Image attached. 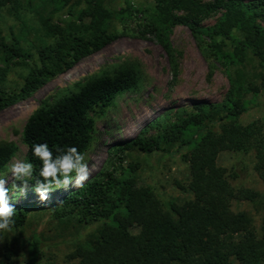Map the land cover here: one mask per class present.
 Instances as JSON below:
<instances>
[{
  "label": "trees",
  "instance_id": "1",
  "mask_svg": "<svg viewBox=\"0 0 264 264\" xmlns=\"http://www.w3.org/2000/svg\"><path fill=\"white\" fill-rule=\"evenodd\" d=\"M36 10L44 33L52 35L51 43L38 50L39 65L30 69L17 92L0 90V109L22 96L36 90L47 78L71 68L80 59L98 51L117 38L110 30L113 12L102 0H77L83 3L75 11H67L68 21L63 27L52 24L43 15L47 2ZM50 1V0H49ZM68 4L69 0H52ZM155 15L144 25L143 33H153L161 48L172 60L163 24L186 26L196 44L201 47L203 37L208 38L213 59L224 56L225 64H237L229 77V90L219 104L197 103L194 111L184 116L177 113L175 121L167 124L159 118L148 122L137 134L126 141L116 143L111 150L121 153L136 148L142 152L165 151V145L177 141L188 150L183 159L188 164L189 181L186 186L191 198L181 203L171 202L164 208L148 186H138L133 169L120 176L100 168L82 187L75 188L57 201L25 200L13 204L15 214L10 228L21 226L29 210L66 208L64 213L76 214L78 221L99 220L96 237L89 246L76 245L65 257L63 264H264V200L259 236L251 227L247 212L232 211V199L253 201L257 193L247 187L234 188L223 167L215 163L221 151H252L253 169L264 186V137L257 121L239 124L234 119L246 110L241 95L244 91L256 93L258 86L248 79L246 63L254 60L264 68V0H154ZM2 3V1H0ZM69 6V5H67ZM223 11L211 26H198L196 21L217 9ZM177 11L181 14H175ZM125 9L119 8L117 13ZM225 39L231 45L222 52L215 38ZM217 42V43H216ZM24 51L17 43L0 38V57L5 67L12 58H24ZM215 57V58H214ZM216 60V59H215ZM245 61V63H244ZM4 68H0V78ZM253 77L264 79V75ZM139 71L136 63L123 61L75 83L74 88L53 102H43L26 119L22 128V141L26 146L25 162L33 165L29 183L38 179L41 161L33 155V145L47 143L53 156L57 148L74 146L83 152L92 139L93 118L105 113L114 97L136 86ZM185 112V110H183ZM217 124V130L211 125ZM155 127V135L145 136L147 127ZM190 129H193L190 131ZM15 151L11 142L0 141V169ZM167 152V151H165ZM138 231L131 233L129 227ZM25 264H52L41 261V240L32 234L24 240ZM9 251L4 259L9 261ZM8 264V262H0Z\"/></svg>",
  "mask_w": 264,
  "mask_h": 264
},
{
  "label": "rangeland",
  "instance_id": "2",
  "mask_svg": "<svg viewBox=\"0 0 264 264\" xmlns=\"http://www.w3.org/2000/svg\"><path fill=\"white\" fill-rule=\"evenodd\" d=\"M0 1V38L8 43H17L27 52L24 58H12L6 67L0 57V68H4L0 90L12 93L19 90L30 69L39 65L38 48L51 43L54 38L44 33L37 18L36 10L46 0ZM46 3L43 15L60 27L70 19L67 11H75L83 6L77 0H69L64 5L57 4V8H54L52 0ZM102 3L113 12L108 29L116 31L117 38L80 59L68 70L50 76L30 94L0 109V141L11 142L15 146L13 155L0 169V176L8 180L6 187L9 188L12 204L25 200L40 201L30 183L23 193L13 190L12 177L8 172V166L14 161L25 162L26 146L21 133L28 116L43 102L50 103L67 94L76 82L123 61L136 63L138 82L134 88L117 94L103 115L92 116V139L82 152L88 164L89 177L100 168L111 170L114 175L120 176L122 171L126 174L128 165H131L133 169L128 174L133 175L136 185L150 187L164 208L171 202L181 203L191 198L189 190L178 187V184L186 186L189 181L188 164L183 159V154L188 150L185 145H179L177 141L170 142L164 146L167 152L146 153L131 148L118 154L111 150V155H108V151L116 143L133 137L154 119L159 118L162 123L169 124L175 121L177 113L184 116L186 112L194 111L193 106L197 103H221L230 89L229 77L233 76V70L238 65L225 64L226 60L221 53L218 58L214 57L216 60L213 59L212 49L209 50L207 46L210 41L208 38L203 37L202 46L199 47L186 26L165 22L163 31L172 48L170 60L154 34L142 31L144 25L156 14L154 0H102ZM120 7L125 12L117 13ZM222 11L219 8L200 17L196 25L206 27L215 24ZM181 13L177 11L175 14ZM258 21L264 26L262 20ZM215 41L222 52L230 50L228 40L216 37ZM245 69L250 71L248 79L258 86V90L256 93L243 92L241 99L246 110L234 121L239 124L257 121L264 137V79L252 76L258 71L264 75V68L257 66L254 60H249ZM211 128L217 130V124L211 125ZM157 131L155 127L149 126L145 136L155 135ZM215 163L224 168L227 180L234 188L247 187L257 193L253 201L232 199L230 209L234 212H247L251 217V227L259 236L264 186L253 169V152L224 150L217 154ZM16 183L18 186L21 184L19 181ZM73 189L75 187L72 185L67 188L53 187L47 201H57ZM66 209L67 207L56 206L54 210H29L21 226L0 230V262L25 264L24 240L29 239L32 234H37L41 240L40 260L52 264H63L66 255L76 245L89 246L97 235L96 230L102 219L78 221L76 214L64 213ZM128 229L131 233L138 231L136 226ZM6 251L10 252L9 261L3 258ZM232 261L237 264L235 260Z\"/></svg>",
  "mask_w": 264,
  "mask_h": 264
},
{
  "label": "clouds",
  "instance_id": "3",
  "mask_svg": "<svg viewBox=\"0 0 264 264\" xmlns=\"http://www.w3.org/2000/svg\"><path fill=\"white\" fill-rule=\"evenodd\" d=\"M33 155L38 158L42 166L38 171V179L35 180L34 191L39 200L45 202L49 198L50 190L55 188H67L72 185L75 188L82 187L89 177L88 164L85 155L74 146L65 149L57 148L59 155L53 156L47 143L34 144ZM8 172L12 177V189L24 192L29 186V180L33 176V165L28 162L16 160L8 166ZM75 173L73 177L72 174ZM17 181L21 182L18 186ZM8 180L0 176V230H9L13 223L15 206L10 202Z\"/></svg>",
  "mask_w": 264,
  "mask_h": 264
}]
</instances>
